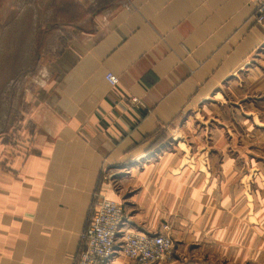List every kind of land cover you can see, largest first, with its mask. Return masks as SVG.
Segmentation results:
<instances>
[{"label":"crops","instance_id":"1","mask_svg":"<svg viewBox=\"0 0 264 264\" xmlns=\"http://www.w3.org/2000/svg\"><path fill=\"white\" fill-rule=\"evenodd\" d=\"M110 1L0 0V43L29 10L57 43L39 56L33 125L0 130V264H76L103 195L123 206L119 239L170 223L164 264H264L258 0ZM107 264L141 263L118 249Z\"/></svg>","mask_w":264,"mask_h":264},{"label":"rangeland","instance_id":"2","mask_svg":"<svg viewBox=\"0 0 264 264\" xmlns=\"http://www.w3.org/2000/svg\"><path fill=\"white\" fill-rule=\"evenodd\" d=\"M121 2H123V0H111L101 6V8H113ZM86 10L82 8L80 14L81 18L90 16L89 11L87 13ZM36 12H38V18L33 20V17H30V13L33 14V11H27L26 20L24 18L21 24L16 26L13 30V34H17L13 35L14 37H17V41H3L0 43V130H2V132H8L5 137V140H7L6 142H9V138L15 136V134H20L26 126L30 129L32 121L29 115L32 108V102L35 99V88L42 81V75L37 72V66L39 65L40 60L39 56L42 55L43 50L57 47L56 42L49 40L44 41L42 39L45 30L43 31L42 26L39 24L40 15L43 14L44 16L47 11H44L43 13L41 10H37ZM74 12L75 11L72 10L70 13H67L66 19L73 22L74 15L77 16V13L74 14ZM86 27L87 28L85 29H88L89 25ZM27 38H31L32 41L26 40ZM66 39L67 40L62 42L61 45L68 42V38ZM33 94L34 96H32ZM213 103L216 104L215 101ZM243 105L245 104L243 103ZM196 110L197 111L190 110L189 114L195 115L198 113V121L199 123H202L203 121L200 114L203 112V107H198ZM207 114L211 115L212 113ZM208 124L212 127L217 124V121H208ZM18 130L19 133H17ZM181 139L185 140L184 137ZM173 142L174 143H171V145H168V148L174 149L175 143L180 145L177 138H175ZM171 234L174 242L173 255L171 258L163 262L150 264L169 263L174 259L176 243L173 237V229Z\"/></svg>","mask_w":264,"mask_h":264},{"label":"built area","instance_id":"3","mask_svg":"<svg viewBox=\"0 0 264 264\" xmlns=\"http://www.w3.org/2000/svg\"><path fill=\"white\" fill-rule=\"evenodd\" d=\"M256 14L259 23L264 24V0H258ZM106 79L111 85H117L119 78L107 73ZM138 102L137 98H132ZM123 206L103 195L91 223L82 234L83 247L76 264H107L120 249L126 256L141 264L163 262L173 255L174 242L172 226L164 223L156 233L124 232Z\"/></svg>","mask_w":264,"mask_h":264}]
</instances>
